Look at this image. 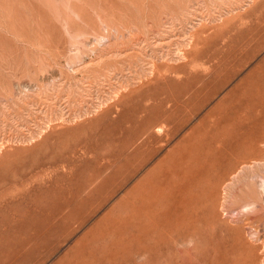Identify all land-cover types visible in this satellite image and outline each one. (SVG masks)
<instances>
[{"label":"rangeland","instance_id":"obj_1","mask_svg":"<svg viewBox=\"0 0 264 264\" xmlns=\"http://www.w3.org/2000/svg\"><path fill=\"white\" fill-rule=\"evenodd\" d=\"M262 179L264 0H0V264H264Z\"/></svg>","mask_w":264,"mask_h":264},{"label":"bare ground","instance_id":"obj_2","mask_svg":"<svg viewBox=\"0 0 264 264\" xmlns=\"http://www.w3.org/2000/svg\"><path fill=\"white\" fill-rule=\"evenodd\" d=\"M232 173V172H231ZM258 187L262 190V191H264V180L262 179V180H260L259 182H258ZM260 190V191H261ZM263 194V193H262ZM249 198V197H248ZM250 199V198H249ZM251 200V199H250ZM251 204V205H250ZM255 207V202L254 201H252L251 203H249V204H247V205H244L243 206V208L242 209H245V210H247V208H254ZM244 210V211H245ZM242 211V210H241Z\"/></svg>","mask_w":264,"mask_h":264}]
</instances>
